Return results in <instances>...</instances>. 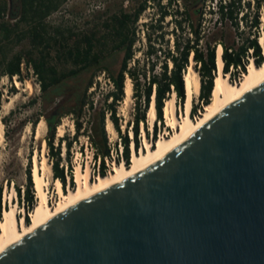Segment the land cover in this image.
I'll list each match as a JSON object with an SVG mask.
<instances>
[{"label":"trees","instance_id":"trees-1","mask_svg":"<svg viewBox=\"0 0 264 264\" xmlns=\"http://www.w3.org/2000/svg\"><path fill=\"white\" fill-rule=\"evenodd\" d=\"M66 1L0 0V79L6 77L12 80L16 77L21 80V64L27 71L31 68L38 79L40 105L44 112L41 117L47 126V135L43 140L50 158L52 178L61 184L63 191H66L67 183L73 190L75 187L70 149L80 135L88 138L94 150V163L99 161V176H106L108 168L105 159H112V147L108 144L105 130L106 118L120 136L123 161L131 165L130 143L135 152L143 148L140 124L145 137L153 145L160 127L164 128L166 100L172 95H175L179 105L186 100L184 74L189 66L200 80L198 103L193 102L190 109L193 119L212 101L219 46L222 48V73L228 75L230 84L241 73L247 72L250 63L259 67L264 62L263 47L258 41L260 0H256L253 15L249 11L251 2L242 3V0H142L132 11L113 13L104 18L98 27L83 34L46 23V19ZM149 6L157 9L158 17L142 24L145 46L141 52L147 65L140 66V60L135 59V44L141 40L137 22ZM166 18L170 21L165 23ZM168 24L172 27L165 30ZM24 40L28 41L29 49L13 52ZM115 53H122V57L118 67L111 69L105 62ZM58 62L69 63L70 68L60 69ZM131 62L133 65H130ZM157 67L159 71H156ZM100 73L106 75L113 89L105 95L104 105L98 107L92 96L99 86L96 77ZM128 79L132 84L134 100L133 117L126 125L127 131L132 132L131 139L128 132L122 134L117 117V104L126 97ZM90 89L94 90L89 92ZM2 95L0 88V108ZM153 96L156 122L150 133L146 115ZM86 111L89 115L87 120ZM65 117L73 120V139L63 136L55 146L56 129ZM1 121L7 125L8 117ZM37 122L38 119L33 121L32 126ZM62 143L66 146L67 157L64 159L60 156ZM114 150L117 154L116 144ZM80 154H83L81 148ZM115 162L119 163L117 157ZM26 178L23 194L17 187L16 196L26 213V225H29L28 214L37 204L30 166Z\"/></svg>","mask_w":264,"mask_h":264},{"label":"water","instance_id":"water-1","mask_svg":"<svg viewBox=\"0 0 264 264\" xmlns=\"http://www.w3.org/2000/svg\"><path fill=\"white\" fill-rule=\"evenodd\" d=\"M0 264H264V81L153 165L7 248Z\"/></svg>","mask_w":264,"mask_h":264},{"label":"rangeland","instance_id":"rangeland-1","mask_svg":"<svg viewBox=\"0 0 264 264\" xmlns=\"http://www.w3.org/2000/svg\"><path fill=\"white\" fill-rule=\"evenodd\" d=\"M142 0H67L64 2L57 12L52 13L47 19L46 23L51 27H59L61 29H70L75 33H88L92 29L99 26L101 21L104 18H107L113 13H119L120 11H132L137 3H140ZM251 2V9L249 10L251 15H253L255 11V1L252 0H242V3ZM181 3V2H180ZM206 3H215V1H206ZM261 8H260V27L259 33L260 36L264 35V22L262 18L264 17V2L260 0ZM15 4V3H14ZM158 17L157 9L149 6L143 14L140 16L137 25L138 34L140 37V42L135 44L136 52L135 59L140 60V66L147 65V61L142 54V50L145 46L144 39V28L142 27L143 23L148 22L151 18L155 19ZM170 21V18H166V21ZM213 22H211L212 24ZM172 25L168 24L165 27V30H170ZM247 32L246 29H244ZM260 41V39H258ZM263 52H264V45ZM29 49V44L27 40H24L20 45L16 46L13 52H18L20 50ZM122 57V53H115L112 55L110 59H108L105 63L111 67V69H116L120 63ZM133 65V62L130 63ZM58 67L60 69H68L70 68L69 63L58 62ZM192 67V66H191ZM22 69V77L19 80L16 77H13L12 80H9L6 77H2L0 79V88L2 90L1 97V108H0V122L4 117H8V124L4 125L3 123V136L4 141L0 145V187H1V205H0V213L1 217L4 216V211L6 208H11L12 205L16 207L17 210V219L20 221V226L22 224L26 225V222L23 221L25 219V211L22 208L21 204L18 202V198L16 196V188L19 187L24 190L27 184L26 171L31 168V172L34 167L35 157L38 161L39 168L41 169L40 174L44 173V166L42 165V160L46 155L47 162L50 164V158L48 156L47 146H45V151L43 153V142L44 138L47 135V126L44 121V118L41 117L42 108L40 105V87L38 79L34 74H32L31 68H28V71L25 68L24 64H21ZM156 71H159L157 67ZM188 71V70H187ZM248 71V70H247ZM229 82L228 76L226 77ZM243 76H240L235 80L233 84L241 83ZM96 81L99 86L96 89H90L89 92L94 90V95L92 96L94 99V103L101 107L104 105L105 95L113 89V86L110 81H108L106 75L103 73L98 74L96 77ZM18 82V86L16 85ZM31 85V87H29ZM173 96V95H172ZM36 100V102H32ZM110 101V100H108ZM153 102V100H152ZM186 100L179 105L178 101L175 97V105H176V116L177 122L180 123L183 118V114L186 110ZM193 102L198 103V95L193 94L191 98V106ZM7 104V105H6ZM152 104V103H151ZM205 108H202L201 111H198L195 114V120L202 116ZM134 113V100L133 98L127 104H125V99L120 101L117 104V117L119 120L120 129L122 134L128 132V138L131 139V133L128 129L127 131V123L132 120ZM190 115V112H189ZM88 112L86 111L85 117L86 120L88 118ZM191 118V117H190ZM38 119L36 125L32 126L33 121ZM147 126L149 128L150 133H152L153 124L150 123V119L148 115H146ZM193 120V119H192ZM44 121V122H43ZM164 128L160 127V131L157 133L156 139L153 143L155 146L157 141L163 137H170L175 133V130L170 125L167 118H165V113L163 114ZM44 123L42 126V135L39 139H37V132L39 125ZM156 122V120H155ZM85 126L86 122L84 123ZM111 124L108 118L105 121V130L107 136L111 139H114L117 136L112 132H109L108 125ZM159 126V123H157ZM62 127L63 135L59 136V129ZM74 124L71 117H65L62 119L61 124L57 127L55 132L54 144L58 145V139H61L63 136L68 137L69 140L73 139L74 136ZM140 143L141 146L144 145L145 133L143 130L142 124H140ZM151 135V134H150ZM118 137H120L118 135ZM148 141V140H147ZM87 142V147L85 148V143ZM151 145L150 141H148ZM90 142L88 141L85 135H80L76 142H72V146L70 149L71 163L73 166V173L76 176V168L79 165L83 171H86L87 167H89V181L94 183L97 180V174L92 173V169H96L97 162L94 163V158L92 157V152L89 146ZM152 145V146H153ZM132 143H130V159L132 161V156L134 154ZM80 148L83 154H80ZM142 149H139L137 153H140ZM63 159L67 157L66 154V146L64 143L61 144V155ZM113 156L115 154L113 153ZM94 163V165H93ZM121 163V162H120ZM116 163L113 160L108 161L109 171L106 175L113 172L116 165L120 164ZM43 168V169H42ZM110 173V174H111ZM45 180L47 183L46 192H47V200L50 208H54L56 204L61 199V196L58 194V190L56 188V182L51 176L45 173ZM75 183V181H74ZM34 184V183H33ZM32 184V185H33ZM76 187V188H75ZM74 190L77 189L78 185L75 183ZM62 188V187H61ZM34 198L39 202L37 192L35 186H33ZM70 190H73L71 186L67 183L66 191L62 193L66 194ZM36 204V205H37ZM31 211L28 214V218L31 222Z\"/></svg>","mask_w":264,"mask_h":264},{"label":"bare ground","instance_id":"bare-ground-1","mask_svg":"<svg viewBox=\"0 0 264 264\" xmlns=\"http://www.w3.org/2000/svg\"><path fill=\"white\" fill-rule=\"evenodd\" d=\"M262 21L264 22V17L262 18ZM260 44L262 46L264 45V35L260 36ZM221 52L222 48L219 46L217 49L218 73L214 81L212 101L209 105L204 107L205 110L200 118L192 120L189 117L192 95H199L200 91L199 76L193 70V68L189 66L188 71H186L184 74L187 95L186 110L180 123L177 122L178 119L175 114V95L168 98L165 102V118L168 119L170 125L175 130V133L170 137H161L157 141L156 145H153L152 148H150L151 145L145 137L143 150L140 153L134 151L131 165L125 167L122 164H118L116 165L114 171L112 173L110 172L111 174L109 173V175H106L105 177L99 176L94 183L89 181V167H87L86 171H83V169H81V167L78 165L75 176V182L78 185L77 189L70 190L68 193L64 194L62 193L61 184L56 182V188L58 190V194L61 196V199L53 209L48 205L47 192L45 189L47 186L45 173L47 172V174L51 176V165L47 162L45 155L42 160V165L44 166V169H42L44 173L41 175V169L39 168L38 161L35 157L32 178L39 202L31 214V223L29 225L22 224L20 226V223L17 219V210L14 205H12L11 208H6L3 218L0 220V254L10 246L23 239L25 236L44 225L49 220L53 219L77 203H80L93 195H96L123 182L153 165L167 153L183 143L188 137L193 135L198 129L210 121V119H212L220 111L225 109L228 105L243 95L255 89L264 81V62L259 67H256L253 63H250L248 66V71L243 74L241 83L230 84L226 79L228 75H224L222 73L223 62L221 60ZM16 85L18 86V82H16ZM29 87H31V85H29ZM125 93V104H127L132 99V84L129 79L126 82ZM155 117L156 113L153 96V102L148 112V118L150 119L151 124H153ZM43 122L39 125L37 139H39L42 135ZM108 130L109 132L116 134V131L113 129L111 124L108 125ZM62 135L63 129L60 127L59 136ZM3 141V124L0 122V145L3 143ZM45 146L46 143L43 142V153L45 151Z\"/></svg>","mask_w":264,"mask_h":264},{"label":"built area","instance_id":"built-area-1","mask_svg":"<svg viewBox=\"0 0 264 264\" xmlns=\"http://www.w3.org/2000/svg\"><path fill=\"white\" fill-rule=\"evenodd\" d=\"M240 76H243V73H241ZM106 116L108 117V114ZM193 120H195V116L193 117ZM108 144L112 147V149H111V158L112 159L111 160H113L115 162V158L117 157V159L119 160V163L121 162L120 164L123 165L125 162L123 161V158H122V145H121V139H120V137H118V134H117V136L114 139H111L110 137H108ZM115 144H116V147H117V154H116V151L114 150ZM89 146H90V149H91V152H92V157H93L94 150H93V148L91 147L90 144H89ZM86 147H87V142L85 143V148ZM113 153L115 154V156H113ZM105 161H106V166H107L108 171H109V167H108V161L109 160L105 159ZM93 165H94V163H93ZM95 172L97 174V177H99V161H97L96 169H92V173H95ZM22 194H23V190H22Z\"/></svg>","mask_w":264,"mask_h":264},{"label":"clouds","instance_id":"clouds-1","mask_svg":"<svg viewBox=\"0 0 264 264\" xmlns=\"http://www.w3.org/2000/svg\"><path fill=\"white\" fill-rule=\"evenodd\" d=\"M189 117H190V115H189ZM155 120H156V117H155ZM154 122H155V121H154ZM130 133H131V136H132V132H131V131H130ZM132 145H133V144H132ZM151 146H152V145H151ZM132 147H133L132 150H133V152H134V151H135V150H134V146H132ZM152 147H153V146H152ZM124 164H125V163H124ZM124 164H123V165H124ZM129 165H130V164H129ZM129 165H128V166H129Z\"/></svg>","mask_w":264,"mask_h":264}]
</instances>
